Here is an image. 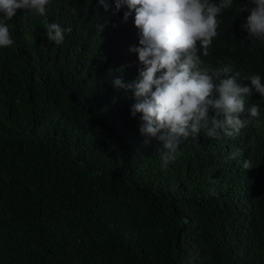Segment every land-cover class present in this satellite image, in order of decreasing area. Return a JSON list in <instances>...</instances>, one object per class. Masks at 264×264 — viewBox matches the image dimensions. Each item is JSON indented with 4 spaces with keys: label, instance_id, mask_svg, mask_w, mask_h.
<instances>
[{
    "label": "trees",
    "instance_id": "trees-1",
    "mask_svg": "<svg viewBox=\"0 0 264 264\" xmlns=\"http://www.w3.org/2000/svg\"><path fill=\"white\" fill-rule=\"evenodd\" d=\"M108 3L105 11L98 0H49L44 16L18 9L7 21L0 264H264V113L248 115L264 99H246L249 123L238 137L201 131L162 169V145L130 115L133 93L113 84L138 74L134 13L122 22L127 9L113 15ZM250 7L233 0L201 55L202 67L235 65L245 85L252 74L264 82V41L241 28ZM50 23L72 28L62 44L48 41ZM236 149L242 154L226 160Z\"/></svg>",
    "mask_w": 264,
    "mask_h": 264
},
{
    "label": "clouds",
    "instance_id": "clouds-1",
    "mask_svg": "<svg viewBox=\"0 0 264 264\" xmlns=\"http://www.w3.org/2000/svg\"><path fill=\"white\" fill-rule=\"evenodd\" d=\"M233 0H114L113 15L123 12L122 22L134 13V26L138 29V46L130 47L138 58L137 76L124 82L122 77L113 80L117 89L133 93L130 106L133 118L139 114V132L155 138L162 145L161 168L167 169L183 153L180 145L189 137L197 139L201 131L208 138L235 139L249 120L245 113L246 99L259 94L264 99V82L259 74L244 77L250 83L239 82L240 73L235 65L219 68L202 67L201 55L210 54L213 41L218 36L223 11ZM252 7L241 28L248 37L264 41V0H250ZM49 0H0V48L14 44L7 21L12 20L18 9L44 16ZM105 11L111 8L108 0H98ZM105 25L98 24L99 32ZM72 28H62L57 23L46 25L50 42L60 45L65 33ZM214 110L215 115L209 116ZM264 108L259 103L251 105L248 115L259 118ZM149 139L145 140V144ZM236 149L226 160L241 155ZM244 169H251L250 160L243 162ZM211 195H218L210 189Z\"/></svg>",
    "mask_w": 264,
    "mask_h": 264
}]
</instances>
